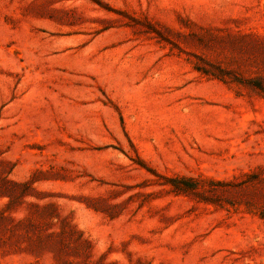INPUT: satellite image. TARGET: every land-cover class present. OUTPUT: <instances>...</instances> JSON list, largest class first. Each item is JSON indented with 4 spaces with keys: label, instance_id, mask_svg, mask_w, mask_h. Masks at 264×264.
<instances>
[{
    "label": "rangeland",
    "instance_id": "rangeland-1",
    "mask_svg": "<svg viewBox=\"0 0 264 264\" xmlns=\"http://www.w3.org/2000/svg\"><path fill=\"white\" fill-rule=\"evenodd\" d=\"M0 264H264V0H0Z\"/></svg>",
    "mask_w": 264,
    "mask_h": 264
}]
</instances>
